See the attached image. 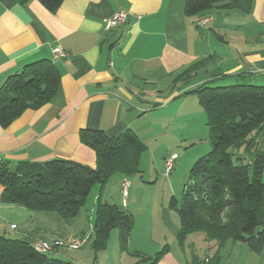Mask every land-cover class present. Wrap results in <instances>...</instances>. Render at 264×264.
Masks as SVG:
<instances>
[{
	"label": "crops",
	"instance_id": "obj_1",
	"mask_svg": "<svg viewBox=\"0 0 264 264\" xmlns=\"http://www.w3.org/2000/svg\"><path fill=\"white\" fill-rule=\"evenodd\" d=\"M185 7L186 0H64L50 11L39 0L12 6L0 0V87L40 59L52 60L61 71L51 102L28 109L8 127L0 125V160L13 168L55 158L95 167L94 150L80 138L84 129L102 130L109 137L131 129L148 146L160 142L157 133L166 128L172 106L181 110L196 101L185 92L217 82L264 85V0H254L250 14L213 8L187 18ZM118 10L128 13L127 21L106 29L104 18ZM57 47L66 56H58ZM209 56L210 62L187 80H175ZM125 177H119L121 191ZM2 191L0 184V235L32 244L75 236L74 231L61 233L56 214L3 202ZM137 201L133 190L123 209L133 214L130 206ZM163 211L171 236L158 238L156 251H148L136 245L134 226L128 250L121 253L153 256L168 245L157 264H193L194 256L207 262L215 254L213 242L201 232L180 243V220L174 222ZM196 243L204 259L196 255ZM48 254L62 258L65 248ZM219 255L220 264H264V248L254 252L240 242L228 241ZM137 263L138 258L129 264Z\"/></svg>",
	"mask_w": 264,
	"mask_h": 264
},
{
	"label": "trees",
	"instance_id": "obj_2",
	"mask_svg": "<svg viewBox=\"0 0 264 264\" xmlns=\"http://www.w3.org/2000/svg\"><path fill=\"white\" fill-rule=\"evenodd\" d=\"M7 6L29 0H3ZM50 11L64 0H39ZM254 0H186L187 18L218 8L250 14ZM203 58L178 74L176 81L205 67ZM61 81L59 67L50 59L25 65L0 87V125L8 127L28 109L51 102ZM199 99L209 129L211 150L193 164L181 198L171 197L183 243L195 232L213 242L215 254L207 262L193 257V264H220L219 252L228 241L246 244L252 251L264 248V85L243 81L224 86L203 84L184 93ZM81 141L96 154V166L55 158L41 163H21L15 168L0 160L2 201L36 212H56L63 218L77 216L94 186L99 185L92 248H106L111 233L119 230L121 250L127 251L135 226L134 215L103 200L108 179L120 173H140L146 144L131 129L109 137L102 130L84 129ZM165 245L153 256L132 252L141 264H157L167 252ZM40 252L27 239L0 235V264H73Z\"/></svg>",
	"mask_w": 264,
	"mask_h": 264
},
{
	"label": "rangeland",
	"instance_id": "obj_3",
	"mask_svg": "<svg viewBox=\"0 0 264 264\" xmlns=\"http://www.w3.org/2000/svg\"><path fill=\"white\" fill-rule=\"evenodd\" d=\"M226 84V82H217L213 85L224 86ZM191 98L193 100L195 98L196 101L182 105L181 110H176L177 108L173 106L170 108V120L166 128L157 133L160 142H152L148 146L146 145L147 149L140 158L141 172L127 176V178L130 177L133 186L128 191L131 196L124 197L120 190L119 177L122 176L120 173L112 175L103 190V200L120 208L124 207V203L126 206L127 202L130 201L131 203L133 190H135L138 201L130 206V209H134L132 212L135 219L133 239L138 247L149 249L148 251H156L154 249H157L158 238L171 236L172 230L165 225L163 209L165 208L170 212L174 222H179L180 219L176 210L169 208L171 197H182L193 164L211 150L204 110L198 97L193 95ZM173 153H176L177 156L171 172L167 174L164 155H172ZM99 190V185L94 186L85 204L75 217L63 218L56 212H48L58 216L61 233L75 232V236L64 239L77 236L86 238L83 246L79 249L64 247L65 254L62 259L79 264H129L132 261L135 262L137 258L131 253L128 255L121 253L117 228L112 231L105 249L95 252L92 248L95 209ZM195 248L196 255L204 259V253L199 249L198 243H196Z\"/></svg>",
	"mask_w": 264,
	"mask_h": 264
},
{
	"label": "built area",
	"instance_id": "obj_4",
	"mask_svg": "<svg viewBox=\"0 0 264 264\" xmlns=\"http://www.w3.org/2000/svg\"><path fill=\"white\" fill-rule=\"evenodd\" d=\"M127 19H128V13L124 10H118L114 12L111 16L104 18L105 27L106 29L113 28L119 25L120 23L126 22ZM54 52L58 56H66V53L60 47L55 48ZM176 156H177L176 154H172L165 160V170L167 174L171 172L173 168V162ZM130 184L131 182L129 178L125 177L122 181V193L124 197L128 196L129 194L128 191L130 188ZM85 241H86V238L83 236L72 237L69 239L60 238V239H54L52 241L38 240L34 242V247L40 252H49L55 248H60V247H67L70 249H79L83 246Z\"/></svg>",
	"mask_w": 264,
	"mask_h": 264
}]
</instances>
